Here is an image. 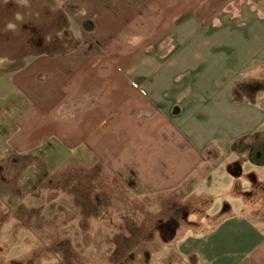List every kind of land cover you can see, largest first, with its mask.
Wrapping results in <instances>:
<instances>
[{"label":"crops","instance_id":"crops-1","mask_svg":"<svg viewBox=\"0 0 264 264\" xmlns=\"http://www.w3.org/2000/svg\"><path fill=\"white\" fill-rule=\"evenodd\" d=\"M84 5L85 48L0 70V139L82 149L138 196L209 202L173 228L164 264L172 249L180 264H264V0Z\"/></svg>","mask_w":264,"mask_h":264},{"label":"rangeland","instance_id":"rangeland-1","mask_svg":"<svg viewBox=\"0 0 264 264\" xmlns=\"http://www.w3.org/2000/svg\"><path fill=\"white\" fill-rule=\"evenodd\" d=\"M86 1L0 0V70L33 53L85 48ZM5 88L0 73V103ZM80 150L65 157L51 142L20 153L0 139V264H164L172 238L163 230L188 225V214L209 202L186 188L138 196ZM173 252L169 264H180Z\"/></svg>","mask_w":264,"mask_h":264},{"label":"water","instance_id":"water-1","mask_svg":"<svg viewBox=\"0 0 264 264\" xmlns=\"http://www.w3.org/2000/svg\"><path fill=\"white\" fill-rule=\"evenodd\" d=\"M228 172L233 176V177H238L242 173V168L240 165L237 167L233 168L232 170H228Z\"/></svg>","mask_w":264,"mask_h":264},{"label":"flooded vegetation","instance_id":"flooded-vegetation-1","mask_svg":"<svg viewBox=\"0 0 264 264\" xmlns=\"http://www.w3.org/2000/svg\"><path fill=\"white\" fill-rule=\"evenodd\" d=\"M164 232H167V233H172L173 232V227L171 226H167L166 227V230H163Z\"/></svg>","mask_w":264,"mask_h":264},{"label":"trees","instance_id":"trees-1","mask_svg":"<svg viewBox=\"0 0 264 264\" xmlns=\"http://www.w3.org/2000/svg\"><path fill=\"white\" fill-rule=\"evenodd\" d=\"M262 85H263V84H262ZM262 85H261V83H260V84H257L258 87H259V86H260V87H264V85H263V86H262ZM257 89H258V88H257Z\"/></svg>","mask_w":264,"mask_h":264}]
</instances>
